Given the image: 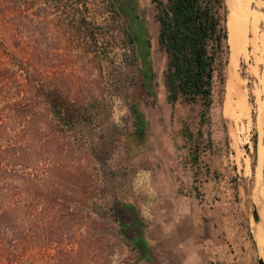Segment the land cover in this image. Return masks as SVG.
Instances as JSON below:
<instances>
[{
	"label": "rangeland",
	"instance_id": "374dc122",
	"mask_svg": "<svg viewBox=\"0 0 264 264\" xmlns=\"http://www.w3.org/2000/svg\"><path fill=\"white\" fill-rule=\"evenodd\" d=\"M4 1L10 0H0L6 46L0 44V90L6 93L0 94V202L14 210L15 225L0 229V264H145L128 226L151 218L149 203L162 190L173 204L186 206L195 192V204L239 214L252 264H258L252 222L264 160L255 149L253 112L230 135L223 110L228 64L212 112L213 147L196 175L184 131L189 107L167 102V57L151 0H64L65 9L44 10L40 0H20L22 17L15 20ZM149 56L155 94L142 85L140 65L145 69ZM41 85L57 87L76 106L71 124L45 110ZM17 99L37 106L18 118L12 114ZM132 100L146 123L141 151L132 136ZM119 209L134 217L119 220Z\"/></svg>",
	"mask_w": 264,
	"mask_h": 264
},
{
	"label": "trees",
	"instance_id": "16d2710c",
	"mask_svg": "<svg viewBox=\"0 0 264 264\" xmlns=\"http://www.w3.org/2000/svg\"><path fill=\"white\" fill-rule=\"evenodd\" d=\"M40 1L39 10H44L46 5L65 9L64 6H61L64 0ZM151 1L154 5V18L158 24V43L165 51L167 57L166 67L163 71L166 99L173 108L178 103L189 107L188 121L184 126V131L190 141V154L196 167L195 173L197 175V168L202 162V156L213 147L210 130L212 112L217 104V86L219 83L224 84L225 69L230 56L226 24V0ZM120 3L121 0L111 2L113 5H120ZM3 6L11 9V15L14 20L18 16L22 17L21 10L23 5L20 0L4 1ZM128 7L130 6H122V9L126 12L125 8ZM112 12H117V9L113 8ZM135 14L137 18L140 17L138 13ZM70 21L71 23L74 21L75 23L78 22L74 17ZM131 39L134 41V37ZM148 43L150 44L149 40ZM0 44L6 49L4 43L0 42ZM140 71L143 76V87H148V92L155 94L153 88L155 76L151 70L150 56L148 65L145 69H142L140 65ZM25 81L33 85L37 83L31 77L25 78ZM0 91V94L5 93L3 89ZM41 91L45 98L43 102L45 110L54 116L58 114L66 124H71L75 112H78L76 106L55 86H42ZM136 101L132 100L131 103V111L136 124L135 132L132 136L134 137L135 135V148L141 151L144 148H141L142 145L139 139L143 132L146 131V123ZM13 102L15 108L12 109V114L18 118L27 113V111H31V109L32 111L35 110L37 106V102L27 104L22 103L19 99ZM5 103H8V99ZM26 108H28L27 111H25ZM2 120L5 119L3 118ZM191 124H193L194 128L191 127ZM4 125L5 122L2 121L0 131ZM134 138H129L128 143L131 142V147L134 146V141H132ZM133 149L132 147V151ZM255 149L257 152L256 142ZM3 152L4 149L1 153ZM12 156L19 157V154L15 153ZM13 211V209L6 207L5 202H0V229L15 225ZM130 213L126 215V210L124 209L115 211L119 220L121 218L124 220L128 216L132 219L134 214Z\"/></svg>",
	"mask_w": 264,
	"mask_h": 264
},
{
	"label": "crops",
	"instance_id": "0c3cea01",
	"mask_svg": "<svg viewBox=\"0 0 264 264\" xmlns=\"http://www.w3.org/2000/svg\"><path fill=\"white\" fill-rule=\"evenodd\" d=\"M162 190L150 204L147 221L129 224L131 238L145 264H252L251 245L242 218L230 208L173 204ZM178 196V195H177ZM145 224V226H143Z\"/></svg>",
	"mask_w": 264,
	"mask_h": 264
},
{
	"label": "bare ground",
	"instance_id": "6f19581e",
	"mask_svg": "<svg viewBox=\"0 0 264 264\" xmlns=\"http://www.w3.org/2000/svg\"><path fill=\"white\" fill-rule=\"evenodd\" d=\"M226 1L230 58L225 84L224 116L230 125V135L233 136L238 128V122L252 118L254 113L252 121L256 123L260 137L258 156L260 161H263L264 0ZM256 195L259 221L253 220L252 225L260 256L264 259V186L262 183H258Z\"/></svg>",
	"mask_w": 264,
	"mask_h": 264
},
{
	"label": "water",
	"instance_id": "95a60500",
	"mask_svg": "<svg viewBox=\"0 0 264 264\" xmlns=\"http://www.w3.org/2000/svg\"><path fill=\"white\" fill-rule=\"evenodd\" d=\"M259 142H260V137H259ZM258 148H259V144H258L257 149ZM255 196L257 197L256 192H255ZM253 217H254L255 221H259V213H258L257 203H255V205H254ZM253 234H254V231H253ZM254 237H255V235H254ZM255 242H256V246L258 248V244H257L256 239H255ZM258 250H259V248H258ZM258 264H264V259L260 256V253H259V258H258Z\"/></svg>",
	"mask_w": 264,
	"mask_h": 264
}]
</instances>
